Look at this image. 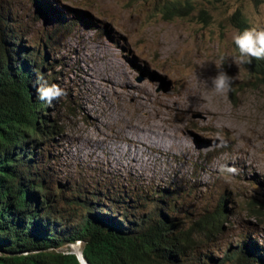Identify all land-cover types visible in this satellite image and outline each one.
Returning <instances> with one entry per match:
<instances>
[{
  "label": "rangeland",
  "instance_id": "obj_1",
  "mask_svg": "<svg viewBox=\"0 0 264 264\" xmlns=\"http://www.w3.org/2000/svg\"><path fill=\"white\" fill-rule=\"evenodd\" d=\"M0 2L14 46L40 50L47 83L68 93L48 105L56 131L35 148L52 209L161 207L186 229L222 212L210 236L194 226L191 260L235 264L222 261L243 249L264 264V79L234 63L230 21L238 11L248 29L264 28V0ZM218 70L234 78L227 96L211 90Z\"/></svg>",
  "mask_w": 264,
  "mask_h": 264
},
{
  "label": "trees",
  "instance_id": "obj_2",
  "mask_svg": "<svg viewBox=\"0 0 264 264\" xmlns=\"http://www.w3.org/2000/svg\"><path fill=\"white\" fill-rule=\"evenodd\" d=\"M36 3L42 5L44 20L56 14L43 1ZM230 21L240 33L248 29L238 11ZM13 23L0 2V264H80L74 253L62 250L77 243L88 264H202L199 257L190 258L191 233L195 226L210 236L219 228L222 212H206L186 229L161 207L143 214L86 202L71 212L51 208L35 158L38 141L56 131L47 124L48 104L37 94L40 79L47 81L44 62L40 50L28 54L21 44L14 46ZM246 66L264 79V60ZM225 258L222 262L255 263L243 249Z\"/></svg>",
  "mask_w": 264,
  "mask_h": 264
},
{
  "label": "clouds",
  "instance_id": "obj_3",
  "mask_svg": "<svg viewBox=\"0 0 264 264\" xmlns=\"http://www.w3.org/2000/svg\"><path fill=\"white\" fill-rule=\"evenodd\" d=\"M233 42L239 52V55L234 58V63L246 66V64H251L253 60H264V28L246 29L242 33L236 34L233 37ZM223 59L224 58L221 57V66L223 64ZM246 67L248 71H250L248 66ZM250 73L257 76L251 71ZM210 80L211 90L214 94L227 96L228 93L231 92L234 78L230 77L225 71L218 70L217 74L214 77H211ZM37 94L40 101L52 106L53 101H60L62 98H65L68 93L66 89L61 88L58 84L49 85L47 81H44L41 78L39 81V87H37ZM215 137L219 141V146L227 145V141L223 138L222 129L217 130ZM220 171L229 176H236L240 172L235 166L228 165H222ZM78 244L80 245V243Z\"/></svg>",
  "mask_w": 264,
  "mask_h": 264
},
{
  "label": "water",
  "instance_id": "obj_4",
  "mask_svg": "<svg viewBox=\"0 0 264 264\" xmlns=\"http://www.w3.org/2000/svg\"><path fill=\"white\" fill-rule=\"evenodd\" d=\"M75 253V252H74ZM76 254V257H77V260L79 261L80 264H88L85 259L82 257L81 253L78 255L77 253Z\"/></svg>",
  "mask_w": 264,
  "mask_h": 264
},
{
  "label": "bare ground",
  "instance_id": "obj_5",
  "mask_svg": "<svg viewBox=\"0 0 264 264\" xmlns=\"http://www.w3.org/2000/svg\"><path fill=\"white\" fill-rule=\"evenodd\" d=\"M105 75H106V74H105ZM73 249H74L75 253H77L78 255L81 253V252H80V246H79V245H78V246H74ZM76 250H77V251H76Z\"/></svg>",
  "mask_w": 264,
  "mask_h": 264
}]
</instances>
